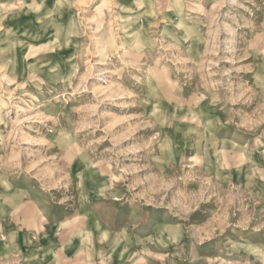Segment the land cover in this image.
Wrapping results in <instances>:
<instances>
[{"label":"clouds","instance_id":"clouds-1","mask_svg":"<svg viewBox=\"0 0 264 264\" xmlns=\"http://www.w3.org/2000/svg\"><path fill=\"white\" fill-rule=\"evenodd\" d=\"M212 2L165 0L162 6L157 0H97L95 11L91 8L85 11L86 6L80 0H31L30 4L20 0L14 5H3L6 9L27 7L35 14V25L29 21L23 31L0 25V72L12 66L11 81L4 77V85L16 83L28 74L23 83L16 84L21 89L18 95L10 96L5 91V117L7 110L24 103L25 97L29 105L35 102L43 106L53 98L58 100L61 92L66 94L65 85L72 83L75 66L57 54L68 45L79 48L77 38L87 33L92 39V54L101 57V63L107 62L109 75L115 77L110 88L119 99V107L139 111V115L121 119L133 121L132 132L143 131L134 137L132 147L114 143L101 152L100 141L94 135H78V125L71 113L45 115L43 119L52 121L53 126L48 129L52 136L32 141L41 148L29 150L28 154L43 151L48 160L38 159L35 171L27 176L23 168L0 170V264H44L58 244H71L78 238L88 240L91 245L92 230L86 234L77 231L67 241L48 240L45 245L41 240L48 239L50 226L62 232L77 220H87L94 213L109 209L115 199L130 204V216L145 201L163 203L166 215L178 218L169 241L176 245L182 264L185 244L181 241L187 237L194 245L198 232L202 231L189 213L199 209L201 215L207 216L216 201H220L223 231L228 226V206L242 208L245 200L264 199V163H261L264 162V0L217 2L218 35L213 55L205 56L202 48L208 42L206 18ZM169 12L174 15H168ZM149 16L153 21L148 20ZM102 17H107L111 28ZM153 22L160 27H145ZM45 36L49 40L46 47L53 57L23 62L18 77L17 49L22 52L32 48ZM100 40L104 41L103 46ZM209 61L214 65L210 69ZM103 75L100 73L97 79ZM98 119L80 127H91L95 132L101 128ZM105 131L101 139L114 135ZM220 149L232 154L230 159L237 171L247 165L248 184L223 187L231 173L221 172L226 165L221 163ZM69 151L71 156L66 159ZM128 153L132 155L129 157ZM257 155L260 162L255 158ZM121 157L131 163L124 164ZM102 158L112 160L113 179L122 170L133 175L124 176L125 184L120 186L93 181L91 188L86 187L95 175V163ZM189 161L192 170L186 174ZM40 164L44 167H39ZM72 165H77L75 177ZM32 176H38L39 183ZM188 180L199 183L200 190L188 189ZM123 187L138 191L124 192ZM254 187L259 190L253 191ZM29 201L40 209L34 222L22 221L15 211ZM210 202L212 207H201L202 203ZM56 209H60L59 215ZM114 227V223L106 222L99 237L101 243L109 241L114 246L123 242L127 247L133 235L139 239V234L129 231L135 227L131 221L117 232H113ZM222 243L231 251L246 254L227 264H264V242H254L248 234L235 231V227L223 236ZM89 251L92 252L91 247ZM106 261L107 257L101 256L99 264ZM91 264L97 261L92 259ZM169 264L177 262L170 260Z\"/></svg>","mask_w":264,"mask_h":264},{"label":"rangeland","instance_id":"rangeland-1","mask_svg":"<svg viewBox=\"0 0 264 264\" xmlns=\"http://www.w3.org/2000/svg\"><path fill=\"white\" fill-rule=\"evenodd\" d=\"M19 2L20 0H15L7 4L14 5ZM157 2L163 6L165 0H157ZM217 2H222V0H213L208 7L209 15L206 18L208 42L202 48V53L205 56L213 55L212 47L215 46L218 35L215 31L217 24L215 4ZM23 3L30 4L31 0H23ZM80 3L82 6H86L85 11L89 8L95 11L97 6V0H80ZM3 5L0 4V25L13 30L19 28L20 31H23L24 26H28L29 21H32V24L35 25V14L29 11L27 7H9L6 9ZM193 7H197L195 2ZM220 10L224 11L225 9ZM168 15L172 16L174 14L169 12ZM102 19L111 28V23L107 21V17H102ZM148 20L153 21V17L149 16ZM145 27L158 29L160 25L153 22L145 24ZM77 39L80 44L79 48L75 45H68L57 54L68 60L71 65H74L75 68L72 70L76 73L75 77L72 78V83L65 85L66 94L61 92L58 100L53 98L48 104L40 106L35 102L29 105L27 103L28 98L25 97V102L18 104L15 108L10 107L5 117V91L10 96L18 95L21 89L17 88L16 84L23 83V79H27L28 74L25 73L23 79L18 78L16 83L9 82L5 86L4 77H8L9 81H11L12 66L9 65L6 71L0 72V119L4 120V122L0 123V170L17 171L23 168L24 175L27 176L29 172L35 171L34 165H37L38 159L48 160L43 151L34 152L33 155L28 154L29 150L41 148V145L33 144L32 141L49 139L52 136L48 129L53 124L51 120L43 119L45 115L55 116L58 112L71 113L78 125V135L81 137L85 133L94 135L100 141L99 149L101 152L106 148L112 147L114 143H118L120 147H132L135 142L134 137L139 136L143 131V129H138L132 132L131 125L133 121L121 119L124 116L139 115V111L119 107V99L110 88L115 77L109 75L111 69L108 63H101V57L92 54L91 36L85 33ZM99 43L103 46L104 41L100 40ZM48 44L49 40L45 36L32 48L23 49L22 52L17 49L16 72L18 77L23 62L32 63L41 57H53V52L46 47ZM0 67H2V64H0ZM211 67H214V65L209 61V69ZM197 71L199 72L200 69H197ZM100 73H104V75L101 79H97ZM25 88H30V85H25ZM9 103L11 104L13 101L9 100ZM17 108H24L25 111L19 112ZM28 109L31 110L29 111ZM219 115L223 119V115ZM29 117H35V119H30ZM97 117H99L97 122L101 125V128L95 132H93L91 127H80L81 125L91 124L92 121L97 120ZM105 130H110L114 135H111L109 139H101V137L106 135ZM247 135L251 137L252 133ZM220 151L221 163L226 165V167L221 168V172L224 174L231 173L229 181L224 183L223 187L238 188L240 185L248 184L249 171L247 165H243L242 169L237 171L233 166V159H230L232 154L226 149H220ZM131 155L132 153H128L129 157ZM70 156V151L65 154L66 159ZM121 158L123 159V157ZM255 158L260 162L258 155ZM123 162L126 165L131 163L129 159H123ZM177 163H180L179 157H177ZM39 167L43 168L44 165L40 164ZM76 169L77 165H72L73 177H75ZM191 170V161H189L186 174ZM45 171L49 170L45 169ZM93 172L95 175L92 180L86 183L88 188L93 186V181H108L109 184L120 186L125 184L124 176L131 177L133 175L122 170L121 173L115 174V179H113V162L104 158L95 163ZM32 179L37 183L40 181L38 176H32ZM256 183L258 185L259 181L257 180ZM101 186L103 187V185ZM186 186L194 191L200 190L201 187L194 180H188ZM122 190L124 192H129L130 190L138 191V189H130L128 187H123ZM252 190L258 191L259 188L254 187ZM236 194L238 195V192ZM224 203L226 205V201ZM201 207H212V204L211 202L209 204L202 203ZM15 211L22 221L34 222L40 209L29 201L22 203ZM221 211V202L216 201L215 206L212 207V213L207 216L201 215L199 209H195L188 214L193 221L199 223V228L202 231L198 232L197 242L194 245L188 242L187 237L181 241V243L185 244L182 264H227L229 260L235 257L246 255L243 251H231L222 243L223 236L230 234L234 227L235 231L248 234L254 242H264V199L245 200L242 208L239 205L228 206L226 208L228 226L223 231H221L223 220ZM130 212V204L122 203L119 199H115L111 202V207L102 213H94L87 220H77L71 228L65 229L60 233L63 235H74L77 231H85L86 234V229L92 230L94 239L91 245L87 241H84L86 244L75 243L69 250L58 253L56 258L49 259L46 257L44 264H91L92 259L99 264L101 256L107 257L106 264H169L170 260L180 264L181 258L177 252L176 245L169 241V236L176 229L178 218L170 214L166 215L167 209L163 206V203L157 205L145 201L138 206L134 216H130ZM56 214H60V209H56ZM97 220L100 221L99 225L96 224ZM130 221L135 224V227L129 228V231L139 234V239L133 235L127 247L123 242L114 246H110L109 241L100 242L99 237L105 230L106 222L114 223L113 232H117L120 228L127 227ZM51 227L55 226H50L49 228ZM34 229H36L35 225ZM53 229L56 230L57 228ZM41 243L46 245L48 242ZM165 243H167V247L164 246ZM90 247L92 252L98 255H92V252L89 251ZM147 253H152V255ZM252 258L255 259L256 257L253 255Z\"/></svg>","mask_w":264,"mask_h":264},{"label":"crops","instance_id":"crops-1","mask_svg":"<svg viewBox=\"0 0 264 264\" xmlns=\"http://www.w3.org/2000/svg\"><path fill=\"white\" fill-rule=\"evenodd\" d=\"M12 1H15V0H7V1H0V4H7L9 2H12ZM17 1V0H16ZM55 227H51L48 229V239L49 240H52V241H57V240H60V241H67L69 240L73 235H67V234H62L60 232H58V230L56 229H53ZM37 229H34L33 231H36ZM87 231V229H86ZM21 236H23V232L21 233ZM84 241H87L86 239H82V238H78V239H75L72 241L71 244H58L54 249L53 251L51 252V254H49L47 257L49 259H53V258H56V256L58 255V253L60 252H63V251H67L70 249V247L72 245H74L75 243H78V244H86L84 243ZM41 242H48V240H41ZM88 244V243H87ZM57 264V263H56Z\"/></svg>","mask_w":264,"mask_h":264}]
</instances>
